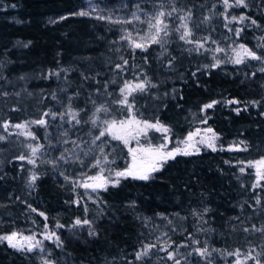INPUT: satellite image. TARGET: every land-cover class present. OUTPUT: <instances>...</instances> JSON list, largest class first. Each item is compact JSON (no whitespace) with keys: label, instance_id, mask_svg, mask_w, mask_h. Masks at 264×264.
<instances>
[{"label":"trees","instance_id":"trees-1","mask_svg":"<svg viewBox=\"0 0 264 264\" xmlns=\"http://www.w3.org/2000/svg\"><path fill=\"white\" fill-rule=\"evenodd\" d=\"M97 1L115 7L129 4L141 8L151 3L160 4L162 0ZM184 1L191 7L214 8V12L220 13L216 27L243 28L238 38L231 31L233 39L258 55L264 54V0H246L247 8L234 7L228 14L229 17L233 14L249 16L259 27L247 20L243 24L232 22L229 25L221 15L222 0ZM86 2L0 0V92L8 93L16 105L0 114H5L4 119L11 123H25L37 120L46 111L64 112L69 100L73 109H87L80 112L79 125L67 123L71 119L69 115L63 120L47 117V127L29 124L27 131L35 135V140L19 133H5V139L0 142V236L13 232L35 236L45 251H19L6 241H0V264H43L45 259L54 264H136V252L144 244L152 243H157V248L143 264H173L167 259V252L158 250L161 248L158 224L166 221L162 216L177 215L182 217L185 228L172 234L169 251L188 245L180 248L183 254L178 258L182 264H235L237 258L228 255L235 252L231 234L243 238L249 216L259 208L264 209V190L251 189L255 182L253 168H246L244 174L240 172L248 161L264 157V72L260 71L264 64L246 59L245 63L237 65L228 60L211 67L210 56L189 51L191 47L177 39V20L172 16L169 39L163 47L152 44L146 52L127 49L123 56L128 60L125 71L112 70L110 61L103 62L101 53L104 52L99 40L106 32L100 25L110 22L72 15L85 8ZM63 16L67 19H60ZM102 30L104 32H100ZM88 38L94 44L82 46ZM15 43L19 48H15ZM170 60L171 67H168ZM122 63V60L115 62ZM56 71L60 72L59 78L48 77L49 72ZM16 77L26 82L23 84L27 94L24 102L13 93V88L17 87L13 82ZM119 79L133 83L148 79L156 85L151 92H135L129 97L134 100L133 111L139 117L147 118L141 114L145 111L147 115L160 118L175 137H182L207 118L205 124L219 134L221 145H239L243 140L248 151L229 150L226 146L216 151L204 149L198 154L169 159L147 181L122 178L118 186L109 185L107 190L95 192L80 187L81 179L98 172L91 167L93 154L98 155L91 141L104 127L103 120L128 114L126 108L113 103L117 100ZM160 80L163 85L158 84ZM153 91L167 94L161 102L155 103ZM53 94L58 99H53ZM230 100L240 103L229 104ZM212 101L218 103L202 112V107ZM101 105L109 111L98 113V127H93V112ZM237 108L242 109L239 115ZM103 139L107 141L105 152L112 161L104 166V175L108 176L120 169L127 152L111 136ZM73 140L82 147L73 144ZM29 145L40 146L35 157ZM20 154L26 159L17 160L15 157ZM61 155L69 162L59 161ZM28 158L34 159L35 165L29 164ZM53 160L57 161L56 167L49 162ZM32 173L37 174V179L30 187ZM257 195L261 198L260 205L255 203ZM77 200L79 206L74 202ZM77 218L92 223L73 227ZM90 229L96 234L89 235ZM50 232L60 237L62 247L45 239ZM197 247L215 251L209 261H205L194 252ZM259 258L264 262V255Z\"/></svg>","mask_w":264,"mask_h":264},{"label":"snow or ice","instance_id":"snow-or-ice-1","mask_svg":"<svg viewBox=\"0 0 264 264\" xmlns=\"http://www.w3.org/2000/svg\"><path fill=\"white\" fill-rule=\"evenodd\" d=\"M225 12L221 13L223 15L225 21L228 23L232 22H238L243 24L246 20L250 21L251 25H255L259 27L257 24V21L255 19H252L249 16L241 15L239 17L237 16H231L227 14V9L233 8V7H243L247 8L249 5L246 2V0H222ZM12 7H15V5H12ZM99 4L92 7V12H96V10L99 8ZM137 8H139V5H137ZM102 11V10H101ZM178 9L175 7L172 8V11L165 12V11H158L156 12L148 21V27H149V36L148 37H141L140 42H137L136 40L132 39L131 33H128L127 35L121 37L122 40L129 41L130 46L133 49V52L135 49H140L142 52H146L148 47L151 46V44H159L162 47L167 43L166 37L169 35V26L165 21V17L171 18L173 16V13H177ZM72 15L76 16H90L91 12L89 11H77L72 13ZM132 16L135 20L139 21V16L136 13H132ZM192 17L193 14L191 11H187L186 15H178L177 18L180 20L179 26L176 28V31L180 33L179 39L181 41H184L185 44L193 45V49H189V51H196L200 52L201 50L209 51L208 48L205 47V44L210 40V36H205L200 40H194L192 39L193 36V27H199V25H193L190 27V24H192ZM98 20H107L109 22L113 23H131L132 21L128 20H113L111 16H104L97 14L94 17ZM60 19H67V16H63ZM205 21L210 20V17H205ZM55 23V21H51ZM203 22V21H201ZM227 27V24L225 25ZM229 31L234 32V35L238 38L240 36V33L244 30L243 28L238 29H228ZM163 33V35H161ZM146 41V42H145ZM213 44H215V41H212ZM24 47H28V44H24ZM215 52H224L225 50L220 48L218 45L214 49ZM235 52V58L232 59V57H229V59H232V62L234 64H243L245 63L246 59H251L255 61L261 62V64H264V54L258 55L255 51L247 48L244 44H240L238 48L233 49ZM122 60V64H116L115 70L123 73L125 69L128 66V60L124 59L123 56L120 57ZM146 59V58H145ZM215 60V63L211 65V67H218L221 63L220 60H217L215 56L213 57ZM168 67H171V60L169 61ZM67 71V70H65ZM261 72H264V67L260 68ZM48 77L56 76L57 78L60 77V72H49ZM195 75V73H193ZM254 76L255 73H252ZM85 79H88L87 76L84 77ZM138 79V78H137ZM114 82V81H113ZM149 87L155 88L156 85L152 84L150 80L144 79L139 80V82L133 83L132 81L125 80L123 82V87L120 88V97L113 103L122 106L127 109L128 111V118L124 120L117 121L116 119L111 120H103L104 127L100 128L98 133L95 135V137L92 139L91 143L96 146V150L98 151V155L95 153L93 154V161L94 163H91V167L98 169V174L92 175L88 177V181L90 182H83L79 186L83 187L86 190H91L93 192L97 190H107V187L109 184L112 186H118L120 183V178L127 179L131 177L132 179H138V180H144L147 181L151 178V174L159 171L165 163L169 159H175L178 155L183 156H189L193 154H198L200 152V148L197 147V144L203 145L212 151H216V144L215 140L218 138L217 135L214 133L212 128H207L205 130V135L200 136V130L197 129L193 133H189L187 138L182 141H178L177 147L174 149L165 151L166 143H161L157 146H153L151 143H148L147 146H140L136 149L129 148L128 151L132 155V164L130 167H127L126 169L122 171H115L114 176L115 179H112L110 176L105 177V165H108L112 163L108 159V154L105 152L104 145L107 143L106 140L103 138L107 136H111L113 140L122 141L125 146L129 144L130 139H137L139 136H144L145 139H148L147 133L148 130L152 129L157 132L163 133V139L164 141H170V137L168 136V133L170 132V128L162 124L159 120L153 122L149 121H142L137 120L135 115L133 114V109L135 107L134 100H130L129 97L133 95L135 92H146ZM104 90H107V83L104 85ZM97 92L100 91V89L96 90ZM167 94V93H165ZM4 95H7V93H4ZM53 99H58L55 94H53ZM93 103H95L93 101ZM218 103V101H212L211 103L205 104L201 111L205 112L207 109H211L215 106V104ZM229 104H239L240 101L238 100H230L228 101ZM254 104L257 102H253ZM15 110V109H14ZM242 109L237 108L235 109L237 115H239L240 111ZM87 111L86 108H81L79 110H75L71 107V101H68V107L65 109L64 112H44L42 114V117L38 120L28 121L25 123H16L12 124L10 121H5L2 125L5 132L9 130L10 127L16 128V129H26L28 128L29 124H36L40 126L47 127L48 126V119L47 117H50L51 120H63L65 115H69L71 117L70 120L67 121L69 124L79 125L81 123V120L79 119L80 112ZM109 109L106 106H99L96 107L93 112V118L91 119V124L93 127H98V121L100 120V117L97 115L98 113H107ZM85 123H88V120L84 121ZM202 123H207V118L202 119ZM211 133V135H208ZM19 135H24L27 137H30L31 139L35 140L36 137L31 131H21ZM65 135H67V132H65ZM200 136L199 140H195V137ZM5 139L4 136H0V140ZM97 141H100L99 144H97ZM65 143H68L67 140L64 141ZM73 144H77V141L73 140L71 141ZM139 143V141H138ZM180 145H183L182 147ZM242 145L243 147H241ZM31 149V154L33 157L36 156L37 152L39 151L40 146L33 147L32 145L28 146ZM77 147H82L81 145L77 144ZM229 150H236V151H248V145L245 141H240L239 145H235L231 147ZM91 151V150H90ZM141 154V158H144L145 156L148 158V162L145 164H138L137 163V154ZM85 155H88L86 152ZM19 160H25L26 157L21 155L18 157ZM77 159H80L79 156H77ZM59 161L69 162V160L64 156L61 155L58 158ZM27 162L29 164L35 165L36 161L34 159L28 158ZM52 163L53 167H56L57 161H49ZM81 164H83V160H80ZM241 164L244 162L241 161ZM251 167L255 169V176L256 180L251 185L252 191H256L257 189L264 190V184L261 182L264 181V157H261L260 159L256 161H248L245 167L240 168L241 174L246 173V168ZM68 177H65L67 179ZM37 179V176L33 173L31 176V181L29 186L31 187L32 184H34L35 180ZM75 183V182H74ZM243 186V185H242ZM91 199V197H89ZM255 203L257 205L261 204V198L259 195L254 197ZM77 206H79L80 202L74 201ZM85 211H87V208L85 206ZM32 211H36V209H32ZM205 212L207 209L204 210ZM41 216L44 215V213H39ZM203 213H201V216ZM47 219V217H45ZM91 221L88 219L81 220L77 218L74 222L73 227L75 226H84V225H91ZM57 227H62V225H57ZM244 232H260L264 233V225L261 227H257L255 224L251 225V227H245L243 229ZM95 231L90 229L89 235H95ZM18 233H11V235H4L0 236V241H6L8 245L12 248H15L19 251H27L31 252L35 249H39L40 252H44L45 249L42 246L41 241H37L35 236H25L22 237V241H17ZM166 235V234H165ZM45 239L51 240L53 243H55L58 247L63 246V242L61 241L60 237L55 232H50L49 234L45 235ZM26 242V244L24 243ZM195 244H199V241H194ZM181 247H188V245H181ZM157 248V243L152 244H144L140 250L136 252L135 259L136 260H144L145 258L151 259L150 254L152 253L153 249ZM169 248H172V243H167L166 246L159 248V251H165L167 252V259L172 261L173 264H182L181 259L177 258L176 250L173 249L172 251H169ZM212 251H215L213 249ZM212 251H210L207 247H197L194 249V252L204 259L205 261H209V258L212 256ZM253 252H255V249H250L247 254L244 257V261H241L240 256L242 255L240 250L237 249L235 252L228 253L229 256H235L237 259L235 261V264H246L247 260L254 261V264H264L262 260L259 258L260 256L264 255V252L256 253V255H253ZM188 255H192V253H188ZM187 259V257H185ZM43 264H54L53 261L45 259L43 261ZM210 264V262H209Z\"/></svg>","mask_w":264,"mask_h":264},{"label":"rangeland","instance_id":"rangeland-1","mask_svg":"<svg viewBox=\"0 0 264 264\" xmlns=\"http://www.w3.org/2000/svg\"><path fill=\"white\" fill-rule=\"evenodd\" d=\"M184 0H162L160 1V4L158 2L152 4L151 5H144L141 8H137L136 5L132 6L129 4L119 6V7H115V6H111L108 4H105L104 2H98L97 0H87L86 2V6L85 8H83L80 11H89L91 12L90 16H86L92 19H95V15L100 14V15H104V16H111L113 20H128V21H132L131 23H113L110 22L109 25H100V26H104L106 29V32H104L103 30L100 32H104L101 34V36L98 38L100 41H102V47H101V51L104 53H101V55L103 56V62L108 64V61H110L111 63H109V65H112L111 69L115 70V62L118 61L120 62V57L124 56L125 52L127 49H132V47L129 44V41L127 40H122L121 37L127 35L128 33H131L132 39L136 40L137 42H140V38L141 37H148L149 36V27H148V21L149 19L158 11H165L170 12L172 11V8L175 7L176 9H178L177 13H173V17H175V19L177 20V25L179 26L180 24V20L177 18L178 15H186L187 11H191L193 14L192 17V24H190V27L193 25H199V27H193V36L192 39L194 40H200L205 36H210V40L205 44V47L209 49V51H204L201 50L200 53L205 56L208 55L211 57L212 63H215V60L213 59V57L215 56V58L217 60H220L221 62L224 61H232V59L235 58V52L233 51V49L238 48V46L242 43L235 41L232 37V33L231 31H229L228 29H225L223 27H216V21L219 20L218 17H220V13L217 11L214 12V8H209L207 6H205V8L202 7V9L200 8H196V7H191L190 5H186L184 4L185 1ZM182 2V3H180ZM99 4V8L96 10V12H92V7H94L95 5ZM163 5V6H161ZM223 6V5H222ZM233 8L227 9V14H230V12H233ZM102 10V11H101ZM207 10V11H205ZM225 12L224 6H223V10L222 13ZM132 13H136L139 16V21L135 20L132 16ZM235 14H233L232 16H234ZM205 17H210V20L205 21ZM165 21L166 23L169 25H171V23L169 22V18L165 17ZM203 21V22H201ZM94 22V21H93ZM109 22V21H108ZM98 23V22H97ZM227 24V23H226ZM231 23H229L230 25ZM228 25V24H227ZM228 28L230 26H227ZM228 33H226V32ZM179 33V32H178ZM163 35V33L161 34ZM220 35V36H219ZM224 35V37L222 36ZM180 36V33L178 35V40ZM169 39V35L166 37V40L168 42ZM212 41H215V44L212 43ZM85 44H83L82 46L87 47V46H92L94 43H92L91 39H85ZM146 42V41H145ZM152 45V44H151ZM219 46L220 48L224 49V52H215L214 49L216 48V46ZM15 48H19V45L15 43ZM188 47H191L190 49H193L194 46L193 45H189L187 44ZM246 46V45H245ZM247 48H249L248 46H246ZM250 49V48H249ZM252 50V49H251ZM229 57H232V59H229ZM106 64V66H107ZM109 72V71H107ZM34 76L31 75L32 79ZM110 79H112V76L110 77ZM161 80H163V78H161ZM161 80L158 82V84H162L163 82H161ZM27 82H29L30 80H26ZM14 84L17 87H14V94L19 95L17 96L18 100L21 102H24V100L26 99V92L24 90V85L25 84L23 82V80L21 79V77H16L14 79ZM136 82H139V80H137ZM153 83V82H151ZM116 85L118 87L117 89V99L121 98L120 97V88L123 87V81L121 79L117 80ZM163 85V84H162ZM152 87H149L147 91L152 90ZM153 95L155 94V92H152ZM8 94V93H7ZM20 95H22L20 97ZM166 94L162 93V92H158L155 94L154 96V102L158 103L161 102L162 98H165ZM152 100V98H151ZM14 99L10 98L9 95H4L3 92H0V112L4 109H11L15 108L16 105L13 103ZM133 114L135 115L137 120H142V121H149V122H155L157 120H159L162 124H164L165 126L169 127V125H167L165 122H163V120H161L160 118H156L153 117L151 115H147V113H145V111H142L141 114L150 117L148 119L147 118H141L139 117L136 112L133 111ZM111 116V114H109ZM120 114L116 115L114 117H110L111 119H116L117 121L119 120H124L126 118H128V114L127 116H119ZM5 114H0V125H2L5 121H9V119L5 118L4 119ZM41 117L37 118L40 119ZM19 123V122H18ZM12 124H16V123H12ZM209 125H206L205 123L200 124L199 126L193 128L192 130L186 132L185 135H183L182 137H175L172 134V130L170 128V132L168 133V136L170 137V141H164L163 139V133L161 132H157L155 130H148L147 136L148 139H145L144 136H139L138 140L137 139H130L129 140V144L127 146H125L123 144L122 141H118L121 143L123 149L125 150L127 153V158L125 157L124 162L122 163L120 169H117L116 171H122L124 169H126L127 167H130L132 164V155L131 153H129L128 149L129 148H133L136 149L140 146H147L148 143H151L154 147L161 144V143H166V148L165 151L174 149L175 147H177V143L178 141H182L185 140L188 136L189 133H193L195 132L197 129L200 130V136L205 135V130L207 128H209ZM212 128V127H210ZM28 128L26 129H16L13 127H10L9 130L7 132L10 133H20L21 131H27ZM213 129V128H212ZM214 133L217 135V139L215 140V144H216V149H220V148H224L226 146L227 149H230L231 147L237 145L234 143H231L229 145H221L220 139H219V134L213 129ZM5 131L3 129L2 126H0V136H5ZM208 135H211V133H209ZM200 136L195 137V140H199ZM26 138H28L27 136H25ZM139 141V143H138ZM0 142H2V140H0ZM181 147L183 145H180ZM197 147L200 148V152L204 149H209L203 145H199L197 144ZM21 156L18 155L15 158L17 160L18 157ZM122 156V155H121ZM261 158V157H260ZM260 158L254 159L252 161H256ZM148 162V158L145 156L144 158H141V154L138 153L137 154V163L138 164H145ZM253 173L255 175V169L253 168ZM36 176L37 174L34 173ZM98 174V172H95L94 174L91 175H87L85 176L83 179H81V183L83 182H90L88 181V177L92 176V175H96ZM33 173L30 175L32 176ZM111 177L112 179H115L114 173L111 175H105V177ZM122 179V178H120ZM29 180H31V178H29ZM255 180H256V176H255ZM264 182V181H262ZM261 182V183H262ZM111 185V184H109ZM161 219H165L166 221H162L160 225V232H159V236L158 239L160 243L161 247L166 246L167 243H169L171 236L173 233L177 232V230L179 229H184V221H182V217L180 216H176V217H167V216H162ZM248 223L246 225H253L255 224L257 227H261L262 225H264V209L259 208L258 210H256L253 214V216H249V220ZM250 228V227H249ZM17 233V232H15ZM19 235L17 236V241H22V237L28 236V235H24L22 233H18ZM166 234V235H165ZM244 237L243 238H238V236L234 235L233 233L231 234V242L234 241L232 243V245H234V249L235 251L237 249L240 250L241 252V256L240 259L241 261H244V257L247 254V252L250 249H255V252H253V255H256V253H261L264 252V233H260V232H243ZM7 235H11V233L7 234ZM4 236V235H3ZM36 238V237H35ZM37 241H39L38 238H36ZM26 244V242H24ZM180 247H174L173 249L176 250L177 253V258L179 256H181L183 254V252L180 250ZM147 260V258H145L144 260H134L136 261V264H143L144 261ZM254 261L252 260H247L246 264H253Z\"/></svg>","mask_w":264,"mask_h":264}]
</instances>
